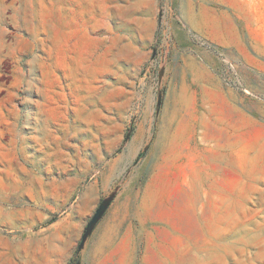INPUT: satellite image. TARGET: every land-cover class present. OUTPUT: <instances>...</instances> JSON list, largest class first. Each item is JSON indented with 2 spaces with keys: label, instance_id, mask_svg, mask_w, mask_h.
<instances>
[{
  "label": "rangeland",
  "instance_id": "1",
  "mask_svg": "<svg viewBox=\"0 0 264 264\" xmlns=\"http://www.w3.org/2000/svg\"><path fill=\"white\" fill-rule=\"evenodd\" d=\"M190 1L204 5L199 32L182 19ZM205 45L235 62L249 95L224 83ZM199 64L248 119L246 164L232 171L230 192H242L245 176L246 192L262 204L232 207L225 229L192 213L190 145L171 169L172 197L157 167L178 152L170 140L158 144L166 101L174 91L190 96ZM148 187L167 208L136 264H264V6L0 0V264H96L108 216Z\"/></svg>",
  "mask_w": 264,
  "mask_h": 264
},
{
  "label": "crops",
  "instance_id": "2",
  "mask_svg": "<svg viewBox=\"0 0 264 264\" xmlns=\"http://www.w3.org/2000/svg\"><path fill=\"white\" fill-rule=\"evenodd\" d=\"M244 1L251 7L264 6L262 0ZM199 4L201 3L190 1L187 8L184 11L181 10L183 22L197 32L200 30L196 18L198 6L200 8L204 6ZM208 23L210 28H214L217 24L215 20H210ZM184 62H186L185 59ZM195 66L196 76L191 77L193 88L190 96H183L181 92L177 95L174 91L166 101L164 127L160 132L158 144L164 139L170 140V144L176 146L175 151L178 150V152L170 155V164L166 165L159 155L161 162L157 167L161 172L160 180L166 183L165 187L172 197L176 176L171 173V169L174 164L183 159V151L190 145L188 188L192 213L197 219L199 216L202 219L205 215L214 216L213 221L220 225V229H225L224 225L231 223L229 218L225 219V215L231 213L232 207L239 208L245 213L250 206H257V204L262 206L255 200L256 193L246 192L245 176L241 178L244 180L242 192L238 194L230 192L232 171L237 167L240 169L242 163L246 164L248 119L246 113L232 105L231 91L223 86L221 80L211 75L203 65ZM182 69L184 70V67ZM182 84L186 90L185 81L182 80ZM168 119L172 121L171 125H168ZM232 119L236 121V126H232ZM176 120H179L182 127L172 126ZM240 121H243V127L239 126ZM254 126L255 120L251 119V130ZM184 177L188 176L184 174ZM251 187H254V184ZM166 208L167 202L157 198L151 187L142 193L135 194L132 201L129 200L108 216L106 223L102 226L94 247L96 264L143 262L144 257L140 258L138 248L141 242L148 240L153 228H159L161 215Z\"/></svg>",
  "mask_w": 264,
  "mask_h": 264
},
{
  "label": "built area",
  "instance_id": "3",
  "mask_svg": "<svg viewBox=\"0 0 264 264\" xmlns=\"http://www.w3.org/2000/svg\"><path fill=\"white\" fill-rule=\"evenodd\" d=\"M206 50L211 51L212 53L217 55L221 65L224 67L227 77L223 80L224 83L228 86H233L239 91L243 92L244 94H250L249 90L244 84L243 79L241 78L240 74L238 73V66L233 62L227 54L223 51L214 49L213 46L205 45L204 47Z\"/></svg>",
  "mask_w": 264,
  "mask_h": 264
},
{
  "label": "water",
  "instance_id": "4",
  "mask_svg": "<svg viewBox=\"0 0 264 264\" xmlns=\"http://www.w3.org/2000/svg\"><path fill=\"white\" fill-rule=\"evenodd\" d=\"M103 212H104V207L101 206V207L97 210V212H96V214L94 215V217L92 218L91 222L89 223V226H88L89 232H90L91 229L95 226V224L97 223V221L99 220V218L102 216ZM89 232H88V233H89ZM84 239H86V238H84Z\"/></svg>",
  "mask_w": 264,
  "mask_h": 264
}]
</instances>
